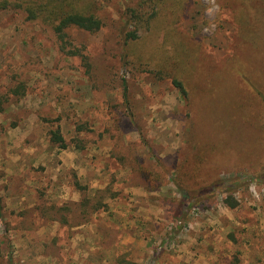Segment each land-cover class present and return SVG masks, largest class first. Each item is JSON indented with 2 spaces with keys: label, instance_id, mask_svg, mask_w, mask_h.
Segmentation results:
<instances>
[{
  "label": "rangeland",
  "instance_id": "374dc122",
  "mask_svg": "<svg viewBox=\"0 0 264 264\" xmlns=\"http://www.w3.org/2000/svg\"><path fill=\"white\" fill-rule=\"evenodd\" d=\"M248 1L0 0V264H264V16ZM42 4L102 25L68 45ZM209 142L206 167L176 172Z\"/></svg>",
  "mask_w": 264,
  "mask_h": 264
},
{
  "label": "trees",
  "instance_id": "16d2710c",
  "mask_svg": "<svg viewBox=\"0 0 264 264\" xmlns=\"http://www.w3.org/2000/svg\"><path fill=\"white\" fill-rule=\"evenodd\" d=\"M138 1L141 4H148L151 7V6H154L157 2H159L161 0H138ZM253 1L256 5H258V8L256 9V10H258L257 14L264 16V4H263L264 1H262V2H258L259 0H253ZM42 5L45 6L47 4H45V5L42 4ZM39 10H40L39 14L43 15L44 17H47L48 21L52 25L53 31L57 35V37L63 43H67L68 45L70 44L69 40L67 39V32H66V30L68 28L76 27V28L83 29L86 31H94V30L99 29L100 26L102 25L101 19L97 15H95L94 13H91V12H85V11H81V10H77V9H67V10L64 9V10H62V9H58L57 7L55 8L53 6H51L49 8L48 5L46 8L42 7V9H39ZM28 11H29L30 16L34 17L36 15L34 9H28ZM259 21H263V20H259ZM128 36L130 38H134L135 32L130 31L128 33ZM68 51L71 52L72 54H78V53L82 54L81 51H79V49L75 46H73V49H69ZM82 57L84 59L86 58L84 54H82ZM173 82L175 83L177 88H179V91L181 92L183 97L186 99L188 97V95H187L186 90L183 88L181 82L177 81L175 79H173ZM19 91H21V87H16L14 89L15 93L19 92ZM208 100L212 101L214 99L212 97H209ZM1 101L2 100L0 98V103H1ZM228 116H231V109L228 110ZM51 140L58 142L61 147L66 146L64 141H63V138L60 135L58 130H53L51 132ZM194 141H195V139H194ZM217 150H219L217 148V145L214 144L213 142H209L205 145V150L202 148H199V150L195 154V156H193V158H190V161H186V163H183L184 161H181L178 163V161L176 162V160H177L176 159L174 162V165L172 164V166L177 169L176 172L179 174H186L187 172H189V173L192 172L191 175L195 176L196 173L198 171H200V168H201L200 166H205V167L207 166V162L204 160L203 154H202V156L199 154L201 152H203L204 155L210 154L211 156H213L214 154L217 153ZM197 155H198V157H197ZM193 160H195V162ZM140 167H144V164L140 163ZM141 171H142V174H144L145 176H146V173H147V175L151 173L150 170H142L141 169ZM217 184H218V182H215L214 185H217ZM181 189H182V197L184 196V201H187L188 200L187 197L189 196L187 193V190H185L184 188H181ZM200 191L201 192L210 191V187L205 186ZM227 201H228V199H226V202ZM231 203L232 202H229V205L234 206V204H231Z\"/></svg>",
  "mask_w": 264,
  "mask_h": 264
}]
</instances>
